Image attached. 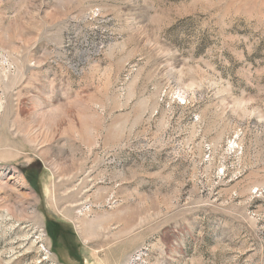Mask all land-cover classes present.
<instances>
[{
    "label": "rangeland",
    "instance_id": "obj_1",
    "mask_svg": "<svg viewBox=\"0 0 264 264\" xmlns=\"http://www.w3.org/2000/svg\"><path fill=\"white\" fill-rule=\"evenodd\" d=\"M0 264H264V0H0Z\"/></svg>",
    "mask_w": 264,
    "mask_h": 264
}]
</instances>
